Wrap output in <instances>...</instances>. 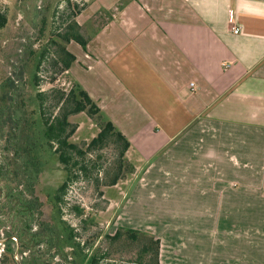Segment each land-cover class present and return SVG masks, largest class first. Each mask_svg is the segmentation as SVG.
Wrapping results in <instances>:
<instances>
[{
    "label": "crops",
    "instance_id": "crops-1",
    "mask_svg": "<svg viewBox=\"0 0 264 264\" xmlns=\"http://www.w3.org/2000/svg\"><path fill=\"white\" fill-rule=\"evenodd\" d=\"M100 11L66 74L130 141L127 210L168 205L160 264H264V0H91L82 30Z\"/></svg>",
    "mask_w": 264,
    "mask_h": 264
},
{
    "label": "rangeland",
    "instance_id": "rangeland-1",
    "mask_svg": "<svg viewBox=\"0 0 264 264\" xmlns=\"http://www.w3.org/2000/svg\"><path fill=\"white\" fill-rule=\"evenodd\" d=\"M89 1L0 0V7L7 10L9 19L7 27L0 31V84L7 78L16 79L22 93L17 94L16 107L24 122L16 144L22 161L28 162L26 165L36 178V195L41 203L39 212L29 217L27 208L9 197L7 185L0 182V264H89L94 256L101 264H155L154 250L144 253V249L153 247L151 239L158 238L143 227H147L144 223L159 227L157 221L161 216L156 206L168 205L154 206L143 201L140 216L127 210L138 163L133 155L126 154L127 162L119 170V145L110 144L89 155L87 158L96 165L90 168L88 178H80L66 194L60 193V203L55 200L66 175L58 156L46 146L36 94L52 88L68 92L74 87L66 72L56 65L58 49L51 45V37L64 28L63 22L74 12L69 2L85 9ZM113 13H97L89 26L83 30L81 27L84 37L88 38L112 19ZM42 55L45 60H41ZM21 69L25 70L24 82L17 80ZM37 75L39 87L34 84ZM70 121L78 127L71 142L82 148L99 134L100 129L85 113L72 116ZM1 145L0 142V159ZM117 175L120 178L115 184ZM185 213L179 212L181 218H185ZM182 228L188 234L197 230L194 226ZM129 230L143 235L134 237ZM32 233L40 234L37 241L29 237Z\"/></svg>",
    "mask_w": 264,
    "mask_h": 264
},
{
    "label": "trees",
    "instance_id": "trees-1",
    "mask_svg": "<svg viewBox=\"0 0 264 264\" xmlns=\"http://www.w3.org/2000/svg\"><path fill=\"white\" fill-rule=\"evenodd\" d=\"M69 6L74 9L72 15L67 21L63 22L64 28L58 32H54L51 37V45L57 47L56 65L60 66V71L65 73L70 70L76 57L69 52L68 45L71 42H76L84 50L87 49L88 39L81 32V26L76 21L77 17L84 9H80L78 5ZM8 12L0 7V31L8 25ZM41 60H45V55H42ZM43 62V61H42ZM41 64V63H40ZM38 65L37 72L41 65ZM17 80L24 82L25 70L21 69ZM36 87L40 86V77L34 78ZM19 92L16 79L7 78L0 84V142H1V159H0V182L5 183L8 187V196L18 202L19 206L27 208L29 217H34L41 208L39 197L36 195L35 177L31 175L28 162L22 161L23 156L16 144L21 131L20 126L23 117L17 113V99ZM17 96V97H16ZM38 105V114L40 121L45 130L46 146L58 156L59 164L65 172V181L58 195L56 202L60 203L59 194H66L72 184L80 178L87 177L90 173V168L96 165L87 157L100 149H104L110 144L119 145V170L122 169L126 161V154L131 148L130 141L127 137L114 125L107 115L100 109L98 104L92 97L77 83L70 91L64 89L52 88L47 91H38L36 94ZM85 113L93 120L100 129L99 134L95 137L86 148H82L76 143L71 142V138L77 131V126L70 121L72 116ZM118 175L114 179L115 184L119 181ZM28 194L30 197H28ZM28 231L31 230L30 224ZM27 228V227H26ZM129 233L136 237L142 233L134 230H129ZM40 234H31L29 237L33 241H37ZM120 234H117V238ZM152 238V237H150ZM155 240V241H153ZM151 246L144 249L145 252L154 250L156 261L159 262L160 240L151 239ZM89 264H101L100 259L94 256L89 261Z\"/></svg>",
    "mask_w": 264,
    "mask_h": 264
},
{
    "label": "built area",
    "instance_id": "built-area-1",
    "mask_svg": "<svg viewBox=\"0 0 264 264\" xmlns=\"http://www.w3.org/2000/svg\"><path fill=\"white\" fill-rule=\"evenodd\" d=\"M230 14H232V11L230 12ZM234 34L238 35L240 33V29L239 28H236L234 29Z\"/></svg>",
    "mask_w": 264,
    "mask_h": 264
}]
</instances>
